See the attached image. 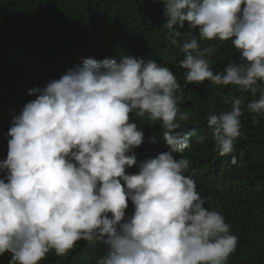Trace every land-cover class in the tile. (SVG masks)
<instances>
[{
    "label": "clouds",
    "instance_id": "obj_1",
    "mask_svg": "<svg viewBox=\"0 0 264 264\" xmlns=\"http://www.w3.org/2000/svg\"><path fill=\"white\" fill-rule=\"evenodd\" d=\"M160 3L167 40L183 53V84L153 58H82L29 89L35 98L12 117L0 160V257L8 253V264H39L50 251L64 256L78 241L98 239L105 251L95 264H226L235 252L231 225L207 206L189 159L177 155L197 136L181 127L189 114L180 104L190 83L235 86L241 95L221 96L230 108L206 115L221 156L235 151L245 108L260 124L264 0ZM198 40L230 41L239 55L214 72L208 58L216 48ZM244 94L254 99L245 103ZM133 112L160 122L165 151L137 159L145 134ZM236 160L231 155L229 163Z\"/></svg>",
    "mask_w": 264,
    "mask_h": 264
},
{
    "label": "trees",
    "instance_id": "obj_2",
    "mask_svg": "<svg viewBox=\"0 0 264 264\" xmlns=\"http://www.w3.org/2000/svg\"><path fill=\"white\" fill-rule=\"evenodd\" d=\"M163 11L160 0H0V160L7 155L10 137L5 134L12 117L35 98L28 90L58 79L82 58L119 59L125 53L153 58L169 67L183 84L186 70L179 65L183 53L167 40ZM198 42L215 46V54L208 58L214 72L239 55L230 41ZM239 95L232 85L190 83L180 104L189 120L180 124L184 129L194 127L197 136L177 155L189 159L197 191L207 198V206L222 212L231 233L238 237L226 264H264V119L254 125L245 108L242 135L231 154L237 157L235 164L229 163L231 155H218L206 120L209 112L219 114L230 108L221 96ZM244 95L245 103L254 99ZM130 119L145 134L144 143L135 149L138 160L166 150L159 137L164 131L159 121L137 117L134 112ZM153 135L156 143L148 140ZM127 171L137 169L133 166ZM128 209H133L130 201ZM104 251L103 240H80L64 256L50 251L39 264H95ZM9 258L5 253L0 264H8Z\"/></svg>",
    "mask_w": 264,
    "mask_h": 264
}]
</instances>
